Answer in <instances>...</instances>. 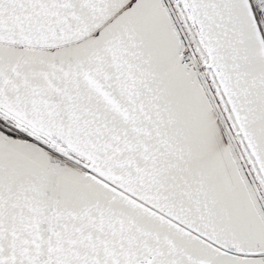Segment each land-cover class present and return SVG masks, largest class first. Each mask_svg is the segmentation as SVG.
Returning a JSON list of instances; mask_svg holds the SVG:
<instances>
[{
  "label": "snow or ice",
  "instance_id": "obj_1",
  "mask_svg": "<svg viewBox=\"0 0 264 264\" xmlns=\"http://www.w3.org/2000/svg\"><path fill=\"white\" fill-rule=\"evenodd\" d=\"M0 264H264V0H0Z\"/></svg>",
  "mask_w": 264,
  "mask_h": 264
}]
</instances>
